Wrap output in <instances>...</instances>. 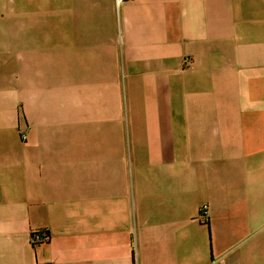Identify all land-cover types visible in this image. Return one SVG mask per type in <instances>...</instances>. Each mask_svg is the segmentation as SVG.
<instances>
[{"label": "crops", "instance_id": "obj_1", "mask_svg": "<svg viewBox=\"0 0 264 264\" xmlns=\"http://www.w3.org/2000/svg\"><path fill=\"white\" fill-rule=\"evenodd\" d=\"M0 264H264V0H0Z\"/></svg>", "mask_w": 264, "mask_h": 264}, {"label": "trees", "instance_id": "obj_2", "mask_svg": "<svg viewBox=\"0 0 264 264\" xmlns=\"http://www.w3.org/2000/svg\"><path fill=\"white\" fill-rule=\"evenodd\" d=\"M42 231V230H41ZM38 236V237H37ZM49 231L43 230V233L33 232L32 239L34 245H40L46 243L49 240Z\"/></svg>", "mask_w": 264, "mask_h": 264}, {"label": "built area", "instance_id": "obj_3", "mask_svg": "<svg viewBox=\"0 0 264 264\" xmlns=\"http://www.w3.org/2000/svg\"><path fill=\"white\" fill-rule=\"evenodd\" d=\"M123 1H125V0H117V3L120 4V3L123 2ZM129 1H130V0H129ZM22 137L24 138L25 135H22ZM206 212H207V211H206V208L204 207V208H203V213H204L205 215H206ZM34 232H38V233H41V232H42V233H43V231H34ZM37 237H38V236H37ZM32 242H33V239H32Z\"/></svg>", "mask_w": 264, "mask_h": 264}]
</instances>
